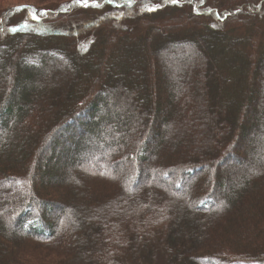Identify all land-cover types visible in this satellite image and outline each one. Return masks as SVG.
I'll list each match as a JSON object with an SVG mask.
<instances>
[{
	"label": "trees",
	"instance_id": "obj_1",
	"mask_svg": "<svg viewBox=\"0 0 264 264\" xmlns=\"http://www.w3.org/2000/svg\"><path fill=\"white\" fill-rule=\"evenodd\" d=\"M10 2L0 182L25 189L0 194V264H264V0ZM245 30L247 66L211 62ZM246 122L255 149L227 189L236 168L209 161H240ZM83 144L109 166L85 163Z\"/></svg>",
	"mask_w": 264,
	"mask_h": 264
},
{
	"label": "rangeland",
	"instance_id": "obj_2",
	"mask_svg": "<svg viewBox=\"0 0 264 264\" xmlns=\"http://www.w3.org/2000/svg\"><path fill=\"white\" fill-rule=\"evenodd\" d=\"M16 1L17 0H15V2H14V0H11L10 6L17 5L20 2H22V0H18V2H16ZM47 2H49V1H47ZM53 3L54 2L45 3V4H53ZM45 4H39V6H42V5H45ZM84 4H86V3H84ZM4 6L7 7L9 5H4ZM85 14H86L85 15L86 17L92 16L91 14H88V13H85ZM184 15H188V14L184 13ZM248 33H249L248 30L247 31L246 30L245 31H239V32H235L234 31L231 35H229L226 38H224L222 42L218 43L219 45L221 44L220 47H218V44L216 45L218 47L217 48L218 51H217V53L214 56H211L210 49H208L209 50V54H210L211 62H213L214 64H217L218 58H219L218 55L220 56V54H221L222 56H220V58H223V60L226 59V61H227V59L231 57L233 59V61L236 60V62H240L242 65L247 66V57H246L247 46H246V44H247V40H248V36H247ZM81 46L85 47L86 45L83 42L81 44ZM235 50H236V53L234 52ZM215 57H216V59H215ZM261 62L264 65V58L261 60ZM207 63H209V62L207 61ZM14 70H16V69L14 68L13 70H11V72H10L11 75L14 74ZM204 71H205V73L207 72L206 67H205ZM229 77L231 78L230 81L225 82V83H224L223 80H221L217 84V82H215V80H214L215 84H217L216 87H217L219 92L221 91L222 88H225V91L227 89L228 93L226 94V96H229L234 91V90H232L234 86H232V87H227V86L231 82H235L234 80L236 79V76H234L233 74L227 72V78H229ZM255 78L256 77H254V74L250 73L249 74V78H248L249 79L248 83H251L253 85V87L259 88L258 84L255 82L256 81ZM261 79H264V71H263V73L262 72L259 73L258 80H261ZM251 84L249 85L250 87H251ZM254 84H256V85H254ZM259 86L261 88V84ZM202 88H203V86H202ZM161 95H163V94H161ZM222 99H225V96H223ZM256 99H257V97H256ZM261 99L263 100V97H261ZM257 100L258 101H257V104L255 106H254L255 102L252 104L255 107V109L259 108V106H260L259 97H258ZM157 102H161V101H157ZM155 103H156V101H155ZM249 105L252 108L251 103ZM246 112L250 113V110H247ZM248 116H250V115H248ZM250 128H252L251 125L248 122H246L245 130L242 132L241 135H239V137L237 139V142H236V144L234 146L235 157H238L240 161L237 162V161H235L237 158L236 159L234 158V160H231V161L228 160L224 165H215L214 161H211V160L209 161V164L213 168L215 167L212 170L213 173L215 172L216 169L218 170V172L219 171H224L225 169L227 170L226 167L229 166V165L231 167L230 170H233L232 167H235L237 169V170L235 169V171L232 172V174L230 175L231 179L229 181H232V182H231L230 185H228L229 187L227 189H230V187H233L235 185L240 184L238 173L239 172H243V170H245L244 167L246 165L247 158L250 156L251 150L255 149V148H253V146H254V143H255V140H256V133H255L256 129L253 128V130H252ZM160 129H162V128H160ZM185 138L187 139L188 135H185ZM92 146L94 148L95 145H92V144L91 145H87V147H89V149H87V147H85V144H83L81 146V149H82V152H83L81 154V157H84L83 161L85 163H89L91 165H97V167H99L100 169H102L103 167L109 166L110 163H107V164L101 163V161H100L101 159H99L98 155H97L98 153H95V151H92L90 149ZM251 148H253V149H251ZM96 150L98 151L99 149L97 148ZM114 150H115L114 147L110 148L109 149V154L112 153ZM255 155H256V150H255ZM241 159H242V161H241ZM42 162H43L42 160H39V162H37V166L39 167L42 164ZM119 166L121 168L122 167L126 168L127 164L122 160V162H120ZM41 170H43L42 167H41ZM209 171H206V173H210ZM222 175L224 176V173H222ZM217 177L220 178L221 174L219 176H217ZM125 179L127 180L128 184L131 183L129 181V178L125 177ZM226 180H227V178H226ZM32 184H33L34 187H36V184H38L36 176L33 177ZM24 189H25V183L23 181L18 180V179L10 178V179H7V180H4V181L0 182V194H18L19 192L23 191ZM236 190H237V188L234 189V191H236ZM224 194L225 195L228 194L227 190L224 192Z\"/></svg>",
	"mask_w": 264,
	"mask_h": 264
},
{
	"label": "snow or ice",
	"instance_id": "obj_3",
	"mask_svg": "<svg viewBox=\"0 0 264 264\" xmlns=\"http://www.w3.org/2000/svg\"><path fill=\"white\" fill-rule=\"evenodd\" d=\"M77 2H79V0H77ZM171 2H172V3H177L178 0H171ZM157 7H160V6H159V5L153 6L152 8L149 9V11H154L155 8H157ZM45 14H46V13H45Z\"/></svg>",
	"mask_w": 264,
	"mask_h": 264
}]
</instances>
